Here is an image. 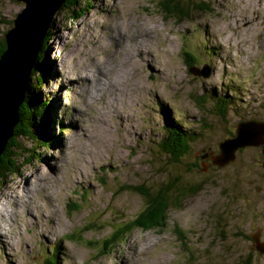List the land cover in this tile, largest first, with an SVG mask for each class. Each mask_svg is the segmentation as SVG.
I'll return each instance as SVG.
<instances>
[{
	"label": "rangeland",
	"instance_id": "obj_1",
	"mask_svg": "<svg viewBox=\"0 0 264 264\" xmlns=\"http://www.w3.org/2000/svg\"><path fill=\"white\" fill-rule=\"evenodd\" d=\"M159 1L95 0L77 20L63 6L52 16L50 76L39 93L53 102L54 145L37 148L39 155L0 184V202L10 200L5 210L0 204L9 213L0 215V264H43L56 243L59 264H264V253L247 239L256 227L264 238V177L254 166L264 134L263 143L243 147L228 166L195 158L239 122H264V0H186L203 10L192 8L182 20L163 17ZM24 5L0 0V36ZM188 60L193 69L208 66L209 76L191 73ZM115 73L120 86L112 82ZM165 112L190 131L189 154L177 162L155 147ZM165 171L196 185V193L169 210L164 227L135 229L97 256L104 238L143 208L137 193L120 186L157 187ZM73 202L80 208L70 212Z\"/></svg>",
	"mask_w": 264,
	"mask_h": 264
},
{
	"label": "trees",
	"instance_id": "obj_2",
	"mask_svg": "<svg viewBox=\"0 0 264 264\" xmlns=\"http://www.w3.org/2000/svg\"><path fill=\"white\" fill-rule=\"evenodd\" d=\"M95 0H66L62 6L71 10L70 17L73 20H77L84 13L91 9ZM70 5V6H68ZM61 6V7H62ZM192 8L203 10L196 3L186 0H163L157 3V9L163 15V17H172L175 20H182L190 15ZM77 10V11H76ZM51 26H49L50 28ZM46 31L41 48L37 54L35 61V71L32 69L30 77L26 86L25 96L23 102L18 108V122L13 129V135L7 140L5 149L0 155V184L7 180L10 176L16 175L20 164L30 163L31 159L36 155H39L37 148L44 147L48 149L54 145V137L50 134L49 126V110L52 107V100L49 97L41 99L39 93L44 80L50 73L47 71L45 64L47 57L45 55V48L47 45V39L50 38V29ZM5 34V33H4ZM6 48V43L3 36H0V57ZM186 56H191V51L185 52ZM191 60L185 61L186 68L192 67ZM37 87V88H35ZM38 90V91H37ZM227 105V104H226ZM164 123V135L161 137L155 147L161 153V157H168L171 162H177L181 157L189 154L187 148L186 136H190V131L184 129V125L179 121L171 119L167 112ZM215 113L222 114L220 109ZM61 124V122H60ZM183 125V126H182ZM61 130L63 128H60ZM20 139H27L35 144L36 147L25 148L21 145ZM191 139V137L189 138ZM193 139V138H192ZM192 142V141H189ZM25 154V156H22ZM22 156L23 161L19 163L18 158ZM193 166H197L195 163L188 166L190 170H193ZM166 175L168 174L165 171ZM102 181H105L102 178ZM146 188L144 186H130L122 185L120 188L127 189L137 193L142 201L143 208L136 213L135 217L121 227L112 231L109 236L105 237L102 243L101 250L97 256L106 254V250L111 249L120 240H123L128 236L130 232L135 229H141L143 231L159 229L165 226L168 220V213L172 207L179 206L182 198L190 193H196V185H186L182 182L180 175H167L166 181ZM78 197L81 201L87 198L82 190ZM68 211H75L80 208V203L73 202L72 206H69ZM89 230V229H84ZM173 232L179 238L183 237V232L176 224H174ZM73 235V234H72ZM71 235V236H72ZM77 237V236H76ZM59 243L54 244L47 250L46 255L43 258V264H59V257L61 252L59 251Z\"/></svg>",
	"mask_w": 264,
	"mask_h": 264
},
{
	"label": "water",
	"instance_id": "obj_3",
	"mask_svg": "<svg viewBox=\"0 0 264 264\" xmlns=\"http://www.w3.org/2000/svg\"><path fill=\"white\" fill-rule=\"evenodd\" d=\"M17 1L25 5L4 34L6 48L0 57V155L18 122V108L24 100L30 73L52 16L66 0ZM194 69L189 68V71L209 76L208 66ZM236 126L233 136L218 142L219 154L212 159L214 164L224 166L235 159L238 149L263 143V121L247 120ZM263 246L255 245V248L262 253Z\"/></svg>",
	"mask_w": 264,
	"mask_h": 264
},
{
	"label": "flooded vegetation",
	"instance_id": "obj_4",
	"mask_svg": "<svg viewBox=\"0 0 264 264\" xmlns=\"http://www.w3.org/2000/svg\"><path fill=\"white\" fill-rule=\"evenodd\" d=\"M234 135V131L229 133L227 135V137L225 138H228L230 136H233ZM223 140V139H222ZM246 148H241L239 150L236 151L235 153V159L233 162H230L229 164H232L235 162V160H237V157H236V154L237 152L241 151V150H244ZM256 151H255V157H254V166H259L261 167L262 171L260 173L261 177L263 178L264 177V144L260 147V148H255ZM219 154V148H218V144L216 145V147H214L213 150H209L207 152H202L200 154H197L195 158H198L200 160V162H203L205 164H207V166H210V167H214V168H221V167H225V166H228L229 164H226L225 166H219V165H215L213 162H212V159L215 158L217 155ZM259 154V157L257 156ZM257 207L260 209V200L257 198ZM264 200V199H263ZM264 207V206H263ZM259 213H261V210L258 211ZM249 240V245H251V248L254 249L257 253L259 254H263L259 251L256 250L255 248V245L257 246H262V244L264 243V238L262 236V229H258L257 227L254 228V230H251V233H249L248 235V238Z\"/></svg>",
	"mask_w": 264,
	"mask_h": 264
},
{
	"label": "bare ground",
	"instance_id": "obj_5",
	"mask_svg": "<svg viewBox=\"0 0 264 264\" xmlns=\"http://www.w3.org/2000/svg\"><path fill=\"white\" fill-rule=\"evenodd\" d=\"M205 27H207V24H206V26ZM143 28V27H142ZM144 29H149L148 27H144ZM136 33V32H135ZM208 33H209V31H208ZM136 35V34H135ZM134 35V36H135ZM210 35H213V31H212V34L210 33ZM133 37V36H132ZM150 55V54H149ZM151 56V55H150ZM152 57V56H151ZM154 60H156L154 57H152ZM157 61V60H156ZM160 63V62H159ZM158 62L156 63L155 62V68H156V70L157 71H163V74L160 76L161 78H168V75L166 74V70L163 68L162 70L158 67V65L157 64H159ZM97 66L98 67H100V68H102L100 65H97V64H95L94 65V67H96L97 68ZM192 68V67H191ZM163 75H167L166 77H162ZM113 83H116V84H118L119 86L120 85H122L123 84V82L121 81V79H120V77L118 76V74L117 73H115V76H114V79H113V81H112ZM44 98V97H43ZM173 120V119H172ZM174 121H177L176 119H174ZM179 122V121H178ZM129 128H131V126H129L127 129H126V133H128V129ZM10 203V200L9 199H5L4 201H1L0 202V204L3 206V209L5 210L6 209V206L8 205ZM3 209L1 208V206H0V215H2V216H7V215H9V213L8 212H4L3 211ZM11 214V213H10ZM6 220V219H5ZM32 221V220H31ZM31 221L30 220H28V223L29 224H31ZM48 224V223H47ZM57 225V224H56ZM52 227V229L54 228V226H53V224L51 223V225H50V228ZM7 230H5V234L7 235V232H6ZM49 231H51V230H49ZM53 231V230H52ZM1 232V231H0Z\"/></svg>",
	"mask_w": 264,
	"mask_h": 264
},
{
	"label": "clouds",
	"instance_id": "obj_6",
	"mask_svg": "<svg viewBox=\"0 0 264 264\" xmlns=\"http://www.w3.org/2000/svg\"><path fill=\"white\" fill-rule=\"evenodd\" d=\"M66 2V1H65Z\"/></svg>",
	"mask_w": 264,
	"mask_h": 264
}]
</instances>
